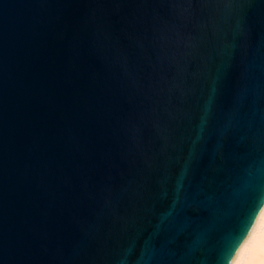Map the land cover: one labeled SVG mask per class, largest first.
<instances>
[{
    "label": "water",
    "instance_id": "obj_1",
    "mask_svg": "<svg viewBox=\"0 0 264 264\" xmlns=\"http://www.w3.org/2000/svg\"><path fill=\"white\" fill-rule=\"evenodd\" d=\"M263 228L264 0H0V264H242Z\"/></svg>",
    "mask_w": 264,
    "mask_h": 264
},
{
    "label": "bare ground",
    "instance_id": "obj_2",
    "mask_svg": "<svg viewBox=\"0 0 264 264\" xmlns=\"http://www.w3.org/2000/svg\"><path fill=\"white\" fill-rule=\"evenodd\" d=\"M261 251H264V228L242 264H252L250 257H259ZM262 257L263 258L259 257V259L261 260V264H264V256Z\"/></svg>",
    "mask_w": 264,
    "mask_h": 264
},
{
    "label": "rangeland",
    "instance_id": "obj_3",
    "mask_svg": "<svg viewBox=\"0 0 264 264\" xmlns=\"http://www.w3.org/2000/svg\"><path fill=\"white\" fill-rule=\"evenodd\" d=\"M260 253L261 254L259 257L263 258L262 256H264V251H261ZM255 257L254 256L250 257L252 264H261V260L259 259V257L258 256L256 258Z\"/></svg>",
    "mask_w": 264,
    "mask_h": 264
},
{
    "label": "snow or ice",
    "instance_id": "obj_4",
    "mask_svg": "<svg viewBox=\"0 0 264 264\" xmlns=\"http://www.w3.org/2000/svg\"><path fill=\"white\" fill-rule=\"evenodd\" d=\"M239 245L237 244L235 247H233L230 251V254H229V260H231L232 256L235 255V252H236V248L238 247Z\"/></svg>",
    "mask_w": 264,
    "mask_h": 264
}]
</instances>
